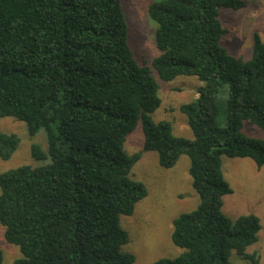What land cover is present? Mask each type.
<instances>
[{
  "label": "trees",
  "instance_id": "1",
  "mask_svg": "<svg viewBox=\"0 0 264 264\" xmlns=\"http://www.w3.org/2000/svg\"><path fill=\"white\" fill-rule=\"evenodd\" d=\"M244 5L157 0L147 7L157 77L198 81L196 99L179 107L192 133L186 139L170 122L152 119L159 85L133 58L120 0H0V119L25 123L29 137L40 130L46 136V152L31 147L32 159L44 164L0 174V225L21 254L13 264L134 262L121 251L128 235L120 217L146 196L129 176L141 152L123 149L138 124L142 152L156 153L160 167L188 158L199 198L195 210L172 222L171 240L182 252L153 264H230L232 252L255 262L247 249L258 240L259 219L222 212V198L232 193L222 158L264 166V141L241 131L247 122L264 133V43L254 35L246 60L220 45V11ZM19 141L0 132V160L10 159Z\"/></svg>",
  "mask_w": 264,
  "mask_h": 264
},
{
  "label": "rangeland",
  "instance_id": "2",
  "mask_svg": "<svg viewBox=\"0 0 264 264\" xmlns=\"http://www.w3.org/2000/svg\"><path fill=\"white\" fill-rule=\"evenodd\" d=\"M127 25V44L133 58L141 66H147L159 85L160 107L151 115L154 122H170L173 134L192 139L186 117L179 111L182 104L194 101L197 97L198 81L192 77H178L172 82L161 81L151 63L159 55L154 42L155 24L147 13V7L157 0H120ZM241 9H222L219 19L224 33L220 45L228 54L243 60L251 56L253 37L259 36L264 43V0H242ZM219 100L218 122H226L225 107ZM242 133L250 138L264 141V133L254 125L243 123ZM0 132L14 134L19 145L10 159L0 160V174L20 166H39L31 157V147L37 145L46 152V136L40 130L29 137L25 123L13 118L0 119ZM143 134L140 124L130 133L123 144L124 151L131 155L141 152L140 160L129 174L134 181L146 188V196L137 203L131 216H121L120 226L128 235V242L121 247L124 253L134 256L132 264H153L164 258H174L182 250L171 240L172 222L183 214L195 210L199 204L197 193L191 187L188 174L189 160L181 156L170 169L159 166L154 152H142ZM223 176L232 190L222 198V212L232 220L252 214L259 219L258 240L247 249L254 255L255 262L243 259L235 252L229 257L230 264H264V166L257 168L249 159L222 158ZM1 264H13L21 257L18 247L9 244L4 238L0 225Z\"/></svg>",
  "mask_w": 264,
  "mask_h": 264
}]
</instances>
